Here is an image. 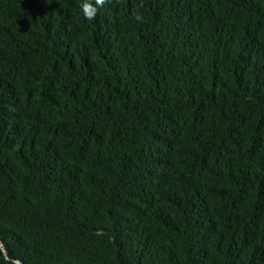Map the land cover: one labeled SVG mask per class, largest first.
Returning a JSON list of instances; mask_svg holds the SVG:
<instances>
[{
    "label": "trees",
    "instance_id": "trees-1",
    "mask_svg": "<svg viewBox=\"0 0 264 264\" xmlns=\"http://www.w3.org/2000/svg\"><path fill=\"white\" fill-rule=\"evenodd\" d=\"M82 2L0 0V264H264V0Z\"/></svg>",
    "mask_w": 264,
    "mask_h": 264
},
{
    "label": "clouds",
    "instance_id": "clouds-1",
    "mask_svg": "<svg viewBox=\"0 0 264 264\" xmlns=\"http://www.w3.org/2000/svg\"><path fill=\"white\" fill-rule=\"evenodd\" d=\"M105 4V0H95V4L91 0H83L80 7L86 19L93 20L99 10ZM137 20L140 19L139 15L136 17Z\"/></svg>",
    "mask_w": 264,
    "mask_h": 264
}]
</instances>
